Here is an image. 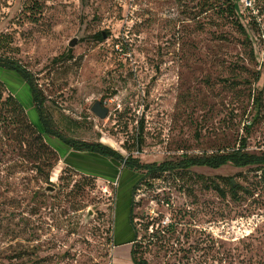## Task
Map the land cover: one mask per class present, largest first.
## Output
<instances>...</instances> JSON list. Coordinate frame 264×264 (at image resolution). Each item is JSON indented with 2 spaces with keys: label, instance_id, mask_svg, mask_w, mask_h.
<instances>
[{
  "label": "rangeland",
  "instance_id": "obj_1",
  "mask_svg": "<svg viewBox=\"0 0 264 264\" xmlns=\"http://www.w3.org/2000/svg\"><path fill=\"white\" fill-rule=\"evenodd\" d=\"M221 4L0 0V56L35 75L74 139L143 164L223 154L243 139L264 154V0H240L225 18ZM0 80L26 109L0 104V264H134L135 239L148 264H264L261 172L227 165L148 178L132 208L129 184L77 170L55 140L44 146L28 126L40 123L28 86L1 68ZM98 101L106 119L92 112Z\"/></svg>",
  "mask_w": 264,
  "mask_h": 264
},
{
  "label": "trees",
  "instance_id": "obj_2",
  "mask_svg": "<svg viewBox=\"0 0 264 264\" xmlns=\"http://www.w3.org/2000/svg\"><path fill=\"white\" fill-rule=\"evenodd\" d=\"M240 0H222L221 4V15L225 18L230 14H237L239 10ZM242 26V25H241ZM243 27V26H242ZM108 34H110L108 32ZM96 38L98 40H104L106 38L105 33L97 34ZM0 68L12 73L17 74L28 86L31 92L32 101L34 103L35 109L39 114L40 123L35 125L29 121L28 126L37 134V138L44 143L45 139L55 140L75 153H87L92 155H97L107 160L115 161L120 164L123 170L131 172L133 179L129 183L128 189L125 187V192L130 189L132 194V208L134 207V194L138 189L139 185L147 184V179L159 178L160 176L166 174H173L176 172H188L192 168L196 167H207L210 169H220L227 165H232L238 169H256V171L261 172V179L264 181V154H252L246 151L247 139L241 141L240 147L233 149L230 152L223 154H214L210 156L203 157H188L185 156L180 161H166L161 164L158 163H146L143 164L140 159L133 157V155L124 156L119 151L113 149L112 147L105 145L101 142H88L83 140H78L70 137L68 134L61 131L53 118L52 114L46 108L47 97L44 92L40 89L35 75L29 71L19 60L11 57L0 56ZM8 91V92H7ZM4 94L7 95L4 98ZM254 103L257 108L262 106V99L254 98ZM0 104L5 106H13L15 110H26L18 98L9 90L7 84L0 80ZM29 118V117H28ZM144 129H139L137 141L140 144L143 141ZM141 140V141H140ZM56 150V149H55ZM140 150V149H139ZM58 153V150L55 151ZM137 174L141 177L137 180ZM110 182L119 184V189L123 188L121 185V176L118 179H108ZM231 192L234 197L238 198V190L235 188V184L230 182ZM208 190L216 191L221 197H226L225 190L216 182H212L207 185ZM120 195L122 190L119 191ZM119 195V196H120ZM118 196V197H119ZM117 204V203H116ZM134 216L131 215V223L136 230L134 225ZM137 232V231H136ZM137 239H135V242ZM133 244L132 258L134 264H148L146 260L139 257L137 250V243Z\"/></svg>",
  "mask_w": 264,
  "mask_h": 264
},
{
  "label": "crops",
  "instance_id": "obj_3",
  "mask_svg": "<svg viewBox=\"0 0 264 264\" xmlns=\"http://www.w3.org/2000/svg\"><path fill=\"white\" fill-rule=\"evenodd\" d=\"M61 145L64 147L63 154L61 152V158L63 160H68V163H70L72 167L77 170H83V172L88 175L107 181H109L108 179H118V177L121 176V185H125L126 183L129 184L134 178L131 172L129 173L127 170H123L120 164L115 161L107 160L97 155L75 153L65 145ZM58 153H60V151H58Z\"/></svg>",
  "mask_w": 264,
  "mask_h": 264
},
{
  "label": "water",
  "instance_id": "obj_4",
  "mask_svg": "<svg viewBox=\"0 0 264 264\" xmlns=\"http://www.w3.org/2000/svg\"><path fill=\"white\" fill-rule=\"evenodd\" d=\"M78 44V39H73L69 46L71 48H74L76 47ZM92 112L97 116L99 117L100 119H106L107 116L109 115V108L107 107H103L102 103L100 101L96 102L95 105L92 107ZM48 190L49 191H53L55 190L54 188L52 187H48Z\"/></svg>",
  "mask_w": 264,
  "mask_h": 264
}]
</instances>
